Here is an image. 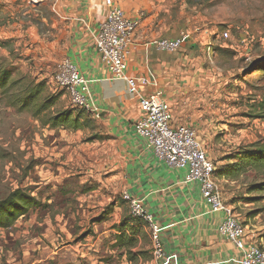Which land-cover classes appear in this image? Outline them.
I'll return each instance as SVG.
<instances>
[{
	"label": "rangeland",
	"instance_id": "1",
	"mask_svg": "<svg viewBox=\"0 0 264 264\" xmlns=\"http://www.w3.org/2000/svg\"><path fill=\"white\" fill-rule=\"evenodd\" d=\"M144 1L143 19L151 18L160 36L187 35L175 52L183 63L174 119L196 131L217 172L232 167L240 149L264 145V0ZM54 2L0 0V70L11 74L6 92L0 89V202L17 191L37 202L0 228V264H153L148 227L122 198L118 139L90 113L79 130L46 123L80 110L54 84L73 36ZM37 83L45 85L42 100L56 101L34 117V109H22L20 94ZM215 178L247 237L264 246V190L254 189L264 175L246 168ZM123 220L136 226L133 252L144 251L136 263L113 249L114 226Z\"/></svg>",
	"mask_w": 264,
	"mask_h": 264
},
{
	"label": "crops",
	"instance_id": "2",
	"mask_svg": "<svg viewBox=\"0 0 264 264\" xmlns=\"http://www.w3.org/2000/svg\"><path fill=\"white\" fill-rule=\"evenodd\" d=\"M144 2L55 0L54 13L72 29L66 59L90 81V103L98 110V119L118 139L125 176L123 192L142 200L159 224L168 264H240L239 251L218 233L224 215L211 214L199 185L185 182L186 170L168 168L135 134L133 124L140 116L138 100L128 93L124 81L112 79L94 48L93 34L112 6L135 17L137 28L126 57V74L148 79L154 87L142 89L144 95L161 90L171 105L183 55L156 50L157 40L177 36H160L151 18L143 19L140 7ZM173 120L182 124L174 115Z\"/></svg>",
	"mask_w": 264,
	"mask_h": 264
},
{
	"label": "built area",
	"instance_id": "3",
	"mask_svg": "<svg viewBox=\"0 0 264 264\" xmlns=\"http://www.w3.org/2000/svg\"><path fill=\"white\" fill-rule=\"evenodd\" d=\"M136 28L137 21L127 18L124 11L115 5L93 34L94 48L112 79L124 81L128 93L138 100L140 116L133 124L135 134L168 168L186 170L185 182L199 185L201 197L211 214L224 215L218 233L239 251L240 264H264V246L247 237L245 227L235 217L232 208L224 204L215 178L216 166L202 148L196 131L174 122L171 105L161 90L144 95L142 89L154 87L148 79L126 75V57ZM222 36L227 39L228 33ZM186 41L187 35L180 33L173 39L157 40L154 46L159 52L175 53ZM53 79L58 89L68 94L74 108L83 109L98 118V110L90 103V81L79 74L74 63L68 59L62 61ZM122 198L131 216L148 227L153 264H168L161 228L153 215L147 212L142 200L127 192H123Z\"/></svg>",
	"mask_w": 264,
	"mask_h": 264
},
{
	"label": "trees",
	"instance_id": "4",
	"mask_svg": "<svg viewBox=\"0 0 264 264\" xmlns=\"http://www.w3.org/2000/svg\"><path fill=\"white\" fill-rule=\"evenodd\" d=\"M10 75V71L0 70V89H3V91L11 85ZM44 89V83L26 86L20 94L22 96L20 102L22 109H34V117H38L40 114L48 111L55 104L56 100H54V98L42 100L41 96L43 95ZM84 117L89 118L90 116L88 112L83 109L65 110L49 117L46 123L52 126L65 127L70 130H79L81 127H86V120H83ZM261 117L264 118V113ZM235 158L238 160L235 165L232 167L229 165L224 166L219 172H217L216 168L215 175L231 174V177L234 178L245 172L246 168L264 175V145L259 143L250 144L247 148L240 149V152H238ZM254 189L255 191H263L264 184H258L254 186ZM36 205L37 202L33 197L21 194L19 191L15 192L6 200L0 202V228L5 229L9 227L16 222L21 215ZM135 227L136 226L125 220L118 226H114L117 232L114 236L113 249L116 250L119 255L125 256L129 263H136L140 258L145 257L142 249L137 253L133 252V250L138 247L137 230Z\"/></svg>",
	"mask_w": 264,
	"mask_h": 264
}]
</instances>
